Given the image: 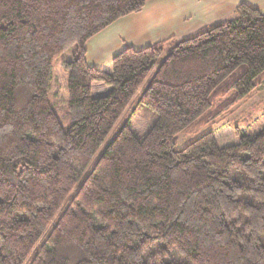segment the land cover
I'll return each mask as SVG.
<instances>
[{"label": "trees", "instance_id": "16d2710c", "mask_svg": "<svg viewBox=\"0 0 264 264\" xmlns=\"http://www.w3.org/2000/svg\"><path fill=\"white\" fill-rule=\"evenodd\" d=\"M149 1L0 0V264H264V127L223 147L211 131L264 86V13L90 65L87 44ZM71 50L66 131L49 90Z\"/></svg>", "mask_w": 264, "mask_h": 264}, {"label": "crops", "instance_id": "0c3cea01", "mask_svg": "<svg viewBox=\"0 0 264 264\" xmlns=\"http://www.w3.org/2000/svg\"><path fill=\"white\" fill-rule=\"evenodd\" d=\"M212 2L210 1V3ZM252 2L218 0L212 5L213 7L211 6L216 9L215 12L205 15L203 17L205 21L198 20L192 27V22L196 17V9L193 4L191 7H187L183 13L175 14L172 0H151L141 13L120 19L93 38L87 44V61L93 67L111 73L113 58L126 47L142 49L170 38L174 39L179 32H183L182 34H185L187 36L185 39H187L191 37V31L198 26L209 27L211 21L221 20L223 22L222 20L226 21L236 17V8L242 3L264 13V0H252ZM200 19L202 20V17ZM109 90V87L100 83H94L92 86V93L96 97L106 95Z\"/></svg>", "mask_w": 264, "mask_h": 264}, {"label": "rangeland", "instance_id": "374dc122", "mask_svg": "<svg viewBox=\"0 0 264 264\" xmlns=\"http://www.w3.org/2000/svg\"><path fill=\"white\" fill-rule=\"evenodd\" d=\"M173 1V12L175 14L183 13L187 7H191L192 4L195 6L196 9V17L192 22V27L196 25L198 20H203L205 15H210L215 12L216 9L212 8L216 2H212L213 0H172ZM210 1L212 3H210ZM241 1H251L252 0H241ZM199 2V3H198ZM197 3V4H196ZM253 3V2H252ZM256 5V4H254ZM212 6V7H211ZM207 9H210L207 11ZM202 17V20L200 19ZM232 18V17H230ZM224 21V20H222ZM221 22V20L211 21L209 25H215ZM208 26L202 25L198 26L195 30L191 31V37L197 35L199 32L206 29ZM183 32H179L176 37L170 41L169 45L167 46L166 53L174 46L177 41L185 39L187 36L182 34ZM189 37V38H191ZM74 50H71L64 55H62L58 60L54 62L53 65V72H52V80L50 82V90H49V100L52 104V107L57 114L62 127L64 130H68L70 128V120L67 117V107H68V72L63 67V61H70L73 58ZM161 60L158 62L157 66L153 70L150 77L141 87L140 91L137 93L134 104L132 105L131 109H134L135 114L132 116L131 119V126L135 133L142 137L146 135L153 125L156 122V115L153 111L136 106L141 94L145 90L149 80L154 75L155 71L157 70ZM123 123H118L106 142L109 143L116 133L120 130ZM236 127L239 131L245 132L248 135H255L259 133L264 127V86L259 88L255 93L253 99L248 102L241 103L238 105L233 113L223 121H221L218 125H216L211 131L220 147L223 146H230L233 144L238 143V136L236 133ZM204 131H210L206 129ZM192 135H179V144L178 149L181 148L184 144H186Z\"/></svg>", "mask_w": 264, "mask_h": 264}]
</instances>
